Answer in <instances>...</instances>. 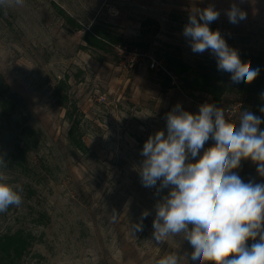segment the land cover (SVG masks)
Masks as SVG:
<instances>
[{"label": "rangeland", "instance_id": "374dc122", "mask_svg": "<svg viewBox=\"0 0 264 264\" xmlns=\"http://www.w3.org/2000/svg\"><path fill=\"white\" fill-rule=\"evenodd\" d=\"M232 4L246 13L235 25L225 14ZM209 5L220 12L209 27L230 47L264 51V0H24L22 6L0 7V76L19 100L12 118L35 131L19 165L10 157L17 146L6 137L8 117L0 106V155L8 166L3 171L23 188L22 204L0 213V235L22 230L34 236L21 264H158L173 252L179 264H200L191 260L193 248L182 237L154 241V205L169 189L157 194L156 188L143 187L139 166L144 142L159 130L166 133V114L176 104L198 113L199 105L212 103L205 93L189 97L176 78L174 87L163 91L159 72L166 69L158 58L160 49L176 51L191 64L215 58L210 51L193 53L183 36L189 14ZM93 27L122 42L108 50L87 46L85 31ZM133 41L149 48H130ZM125 49L138 53L129 57ZM62 80L67 94L57 93ZM243 100L231 91L218 107L237 122ZM74 105L88 151L69 139L67 112ZM233 171L244 182L264 183L250 159ZM113 209L119 214L115 221ZM144 210L151 214L143 219V231L133 235L131 224L140 222Z\"/></svg>", "mask_w": 264, "mask_h": 264}, {"label": "clouds", "instance_id": "9594fccd", "mask_svg": "<svg viewBox=\"0 0 264 264\" xmlns=\"http://www.w3.org/2000/svg\"><path fill=\"white\" fill-rule=\"evenodd\" d=\"M23 2L0 0V7L22 6ZM225 14L234 25L246 19L236 4ZM219 16L213 5L195 9L188 16L183 36L193 53L210 51L217 70L230 74L232 83L250 84L260 69L242 61L221 32L210 29ZM260 111L264 113V107ZM165 119L166 133L159 130L149 135L139 166L143 187L156 188L157 194L169 189L154 205L152 236L156 244L180 236L193 248L191 260L200 264H264V183L244 182L233 171L242 160L250 159L264 177V130L260 128L264 120L243 110L238 121L232 122L213 103L199 105L198 113L184 110L178 103ZM209 140L214 143L205 148ZM7 167L0 155V213L23 202V188L9 182L3 171ZM150 214L144 210L140 222L131 224L133 235L143 231V219ZM118 216L113 209V221ZM179 257L169 253L158 264H179Z\"/></svg>", "mask_w": 264, "mask_h": 264}, {"label": "trees", "instance_id": "16d2710c", "mask_svg": "<svg viewBox=\"0 0 264 264\" xmlns=\"http://www.w3.org/2000/svg\"><path fill=\"white\" fill-rule=\"evenodd\" d=\"M61 12L63 9L58 8ZM69 23L73 24L78 30H83L82 26L78 24L72 17L67 16ZM149 22L143 23L146 27ZM151 24L157 26L155 20H151ZM155 28V32L157 31ZM108 35L100 31L97 27L90 28L85 31L84 41L87 46L108 50L110 46L115 43L122 42V39L114 40L113 38H107ZM127 43V42H123ZM130 48L145 49L149 48V45L141 41L129 42ZM241 60L244 62H250L253 68H259L260 73L257 78L250 84H234L231 82L230 74L217 70L216 59L207 58L204 60H198L195 64H191L183 59V57L176 51H170L168 49H160L158 52V58L164 61L166 71H160L159 76L162 81L163 91H168L174 87V78L182 83L183 90L186 91L189 97H195L196 93H205L212 98V103L217 106H221L224 102L225 96L231 92L237 90L244 100L240 102L241 109H251V112L261 117L264 120V113L260 111L264 107V98L261 94L264 93V51L253 50L239 52ZM69 78V76H67ZM67 89V80H62L57 86V93L65 91ZM8 89L0 76V106L4 113L8 117V131L6 137L15 140V146H17L16 154H11L10 157L18 160V164L22 165V161L25 160V156L31 145L34 142L35 131L30 127H21L20 121L13 119V115L17 111L19 100L13 93H8ZM63 101L68 100L67 95L61 96ZM230 110L229 108H226ZM81 116L76 105L73 106V112L68 111L67 117L71 121V128L69 130V139L71 144L75 146L79 151H88V146L84 140V136L80 127ZM11 119V120H10ZM11 121L15 122L13 124ZM260 128L264 130V123L260 125ZM19 131V132H18ZM23 144V146H21ZM34 243V236L31 233H25L22 230L14 233H5L0 235V264H21L24 256H26L29 248Z\"/></svg>", "mask_w": 264, "mask_h": 264}, {"label": "built area", "instance_id": "2783aa9c", "mask_svg": "<svg viewBox=\"0 0 264 264\" xmlns=\"http://www.w3.org/2000/svg\"><path fill=\"white\" fill-rule=\"evenodd\" d=\"M124 52L125 51H127V52H125V53H127L128 55H129V57H136V55L137 54H135L137 51H131V50H127V49H125V50H123ZM122 51V52H123ZM124 52H123V56H124V58H125V55H124ZM138 53V52H137ZM157 64H159V63H157ZM152 67L154 68V67H156V61L152 64ZM230 111V110H229Z\"/></svg>", "mask_w": 264, "mask_h": 264}]
</instances>
